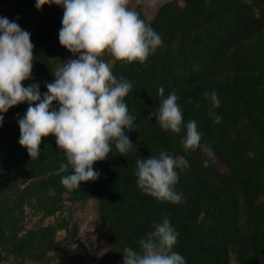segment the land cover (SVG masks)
I'll return each instance as SVG.
<instances>
[{"label": "trees", "instance_id": "trees-1", "mask_svg": "<svg viewBox=\"0 0 264 264\" xmlns=\"http://www.w3.org/2000/svg\"><path fill=\"white\" fill-rule=\"evenodd\" d=\"M182 2L164 3L151 20L137 10L163 40L144 63L112 65L113 75L133 84L125 102L135 117V132L126 135L137 152L120 156L113 149L108 158L93 164L100 173L95 181L67 190L61 178L71 169L61 171L67 161L55 137L42 139L34 160L18 143V120L28 103L3 113L0 133L9 142L0 157V264L9 257L15 264H51L49 254L55 260L79 258L55 239L59 230L75 237L68 221L24 229L25 207L43 219L61 213L65 200L96 202L109 248L94 264H123L124 248L137 249L139 240L164 217L178 232L173 250L186 264H264V0ZM2 7L0 17L16 20L31 34L33 69L22 83L38 84L43 96L46 83L54 79L52 59L68 60L58 41L63 8H38L37 0H0ZM161 86L164 98L176 92L183 123L195 120L201 144L212 149L206 165V153L184 150L186 128L170 133L150 115L159 107ZM213 89L221 101L212 109L222 117L218 124L208 116L211 104L204 97ZM53 106L58 110L55 102ZM161 151L184 156L189 163L187 169H177L176 188L183 193V203L158 202L138 188L136 159Z\"/></svg>", "mask_w": 264, "mask_h": 264}, {"label": "clouds", "instance_id": "clouds-1", "mask_svg": "<svg viewBox=\"0 0 264 264\" xmlns=\"http://www.w3.org/2000/svg\"><path fill=\"white\" fill-rule=\"evenodd\" d=\"M159 0H135V5L146 4L155 9ZM55 4L63 8L58 41L74 58L55 61L51 72L53 82L46 83L41 95L38 84L24 87L31 78L33 48L30 32L22 29L16 20L0 17V124L3 113L27 102L23 118L18 120L19 145L26 149L30 160L40 156L43 138L55 137L56 145L66 157L61 171L68 172L61 184L69 191L81 183L95 181L100 173L93 164L104 161L115 149L120 156L137 152L127 132H135V117L129 114L125 98L133 84L125 77L113 75L112 64L102 57L107 53L113 61L144 63L163 46L162 37L141 18L132 0H37V7ZM161 97L155 116L159 126L170 133L179 134L185 151H200L214 155L210 146L201 144V132L195 120L183 123V113L175 91L164 98V88L158 89ZM211 104L208 116L220 123L222 117L212 109L221 101L216 90L204 93ZM58 105L54 107L53 104ZM137 185L146 195L158 202L176 205L185 202L177 191V169H187L184 156H173L167 151L147 159L135 161ZM137 249L123 250V264H186L185 258L174 247L178 232L164 217L153 224Z\"/></svg>", "mask_w": 264, "mask_h": 264}, {"label": "rangeland", "instance_id": "rangeland-1", "mask_svg": "<svg viewBox=\"0 0 264 264\" xmlns=\"http://www.w3.org/2000/svg\"><path fill=\"white\" fill-rule=\"evenodd\" d=\"M170 1L173 0H159L158 6L155 9L147 7L146 4L135 5V0H132V5L130 6H135L136 10H140L146 19L151 20L157 9L164 3ZM176 1L179 5L183 4L182 0ZM244 1L248 2L249 0ZM1 9H3V7L0 8V10ZM39 16H41V14L32 20L33 25L36 24L35 22L38 21ZM71 58L74 57L67 51V59ZM102 58L113 65L114 61L109 54L106 53ZM8 140V137L0 133V157L8 145ZM205 157L204 165L211 161L208 154H205ZM9 176L13 177L14 174L11 173ZM23 215L25 230L35 229L37 226L44 227L60 219L68 221L69 227L76 230L74 238L72 236H68L65 230H59L56 233L55 239L61 248L75 251V253L79 255V258L62 260L56 257L55 260L54 256L49 254V257H51V264H94L109 248L107 234L99 221L96 202L94 200H88L85 202L65 200L64 208L61 213L43 219L40 215H32L29 208L26 207L24 208ZM2 264H15V262L9 257L8 261L3 262Z\"/></svg>", "mask_w": 264, "mask_h": 264}]
</instances>
